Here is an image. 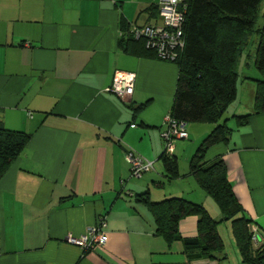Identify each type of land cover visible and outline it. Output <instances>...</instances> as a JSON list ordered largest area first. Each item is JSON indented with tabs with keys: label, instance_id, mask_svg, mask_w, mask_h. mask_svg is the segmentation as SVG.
<instances>
[{
	"label": "crops",
	"instance_id": "1",
	"mask_svg": "<svg viewBox=\"0 0 264 264\" xmlns=\"http://www.w3.org/2000/svg\"><path fill=\"white\" fill-rule=\"evenodd\" d=\"M158 1L0 0V124L30 135L0 177V264H225L229 257L241 264L230 232L223 259H189L182 239L166 243L137 199L146 192L153 202L181 197L220 218L189 173L214 124L187 123V138L173 153L178 176L169 179L161 132L178 67L119 46L134 23L158 21L145 12ZM121 71L135 74L127 100L106 90ZM259 77L252 70L238 78L236 98L222 115L231 132L205 159H223L245 216L264 235V111H253ZM246 114L240 124L237 116ZM129 149L154 161V169L130 177ZM99 216L105 244L84 251L66 241ZM198 219L182 218L179 234L196 236Z\"/></svg>",
	"mask_w": 264,
	"mask_h": 264
},
{
	"label": "trees",
	"instance_id": "2",
	"mask_svg": "<svg viewBox=\"0 0 264 264\" xmlns=\"http://www.w3.org/2000/svg\"><path fill=\"white\" fill-rule=\"evenodd\" d=\"M263 2L184 0L181 6L184 10V46L171 61L178 67V78L169 113L173 118L185 121L186 125L190 122L214 124L191 156L189 173L216 203L220 218L214 219L204 206L181 197L153 202L146 192L138 195L137 199L147 205L154 217L156 232L166 243L182 239L189 259H223L220 255L224 242L217 227L228 222L239 262L264 264V235L257 242L252 240V221L245 216L233 193L223 159H205L208 148L225 141L231 132L222 115L236 98L239 78L237 64L244 54L248 55L245 51L254 34L257 35L254 66L260 77L256 79L253 111H264V23L261 27L256 26ZM145 12L159 20L158 4L148 6ZM262 17L264 19V12ZM129 28L119 46L125 52L156 57L152 50L145 47L143 40L131 36ZM249 115L237 116L238 122L245 123ZM29 137L26 132L10 130L0 124V177L22 152ZM160 158L169 179L177 177L178 166L174 154L162 152ZM188 215L199 217L197 235L194 237L179 234L178 223Z\"/></svg>",
	"mask_w": 264,
	"mask_h": 264
},
{
	"label": "built area",
	"instance_id": "3",
	"mask_svg": "<svg viewBox=\"0 0 264 264\" xmlns=\"http://www.w3.org/2000/svg\"><path fill=\"white\" fill-rule=\"evenodd\" d=\"M184 0H159L157 22L143 25L133 24L129 33L135 39H141L147 49L152 50L156 57L162 60H174L184 46L182 25L184 21V10L181 9ZM135 74L132 72L115 73L111 84L106 88L123 100L129 99L134 91ZM164 129L161 132L164 148L163 152L172 155L175 143L178 139H186V122L173 118L170 113L164 117ZM126 159L130 165V177H140L142 174L154 169V161L149 160L135 151H126ZM105 218L99 216L94 224L86 227L79 235H66V241L79 246L84 251L93 249L95 246L103 245L106 242L104 231ZM252 240L257 242L261 235L256 226L250 225Z\"/></svg>",
	"mask_w": 264,
	"mask_h": 264
},
{
	"label": "rangeland",
	"instance_id": "4",
	"mask_svg": "<svg viewBox=\"0 0 264 264\" xmlns=\"http://www.w3.org/2000/svg\"><path fill=\"white\" fill-rule=\"evenodd\" d=\"M263 12H264V2L262 3V7H261V10H260V16H259V18L257 20L256 26L261 27L262 24L264 23V19L262 17V13ZM256 44H257V35L254 34L251 37V42H250L248 48L245 51V53L248 54V55L244 54L242 56V58L240 59V61L238 62V64H237V71L239 72V77H241L242 75L251 74L252 70L253 71L254 70L257 71L255 66H254ZM247 64H249V65H247ZM243 89H244L245 92H247V86H245ZM177 142H178V140L176 141V143ZM208 207L210 208L209 205H208ZM212 215L214 216V213H212ZM218 230L220 231L222 240H223V242L225 244V248L227 249V244H229L228 242H229V232H230L228 224L227 223L221 224L218 227ZM227 233H228V235H227ZM227 250L229 252V248ZM224 263L225 264H235L232 257H229L228 260L226 262H224Z\"/></svg>",
	"mask_w": 264,
	"mask_h": 264
}]
</instances>
